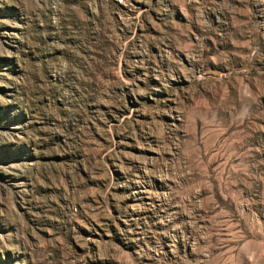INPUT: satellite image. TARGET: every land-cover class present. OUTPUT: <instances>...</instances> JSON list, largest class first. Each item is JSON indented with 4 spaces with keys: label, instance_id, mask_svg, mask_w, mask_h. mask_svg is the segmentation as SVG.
<instances>
[{
    "label": "rangeland",
    "instance_id": "374dc122",
    "mask_svg": "<svg viewBox=\"0 0 264 264\" xmlns=\"http://www.w3.org/2000/svg\"><path fill=\"white\" fill-rule=\"evenodd\" d=\"M0 264H264V0H0Z\"/></svg>",
    "mask_w": 264,
    "mask_h": 264
}]
</instances>
